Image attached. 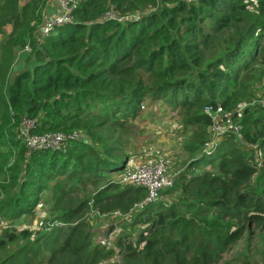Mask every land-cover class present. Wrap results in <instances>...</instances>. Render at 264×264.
Listing matches in <instances>:
<instances>
[{
	"label": "trees",
	"instance_id": "16d2710c",
	"mask_svg": "<svg viewBox=\"0 0 264 264\" xmlns=\"http://www.w3.org/2000/svg\"><path fill=\"white\" fill-rule=\"evenodd\" d=\"M49 1L0 0V183L12 178L0 184V264H230L240 241L235 264H264V0H76L37 38ZM27 44L29 68L10 79ZM151 105L190 131L188 157L171 200L136 209L147 192L121 182L138 153L124 137ZM206 107L239 133L215 136ZM24 118L65 134V148L29 150ZM39 205L42 224L19 222ZM91 210L131 214L114 247L95 242Z\"/></svg>",
	"mask_w": 264,
	"mask_h": 264
},
{
	"label": "rangeland",
	"instance_id": "374dc122",
	"mask_svg": "<svg viewBox=\"0 0 264 264\" xmlns=\"http://www.w3.org/2000/svg\"><path fill=\"white\" fill-rule=\"evenodd\" d=\"M61 10L59 6L58 0H50L47 5V10L45 12L44 19H47L51 15H54L56 13H59ZM42 24V23H41ZM40 27V26H39ZM35 36L37 38H41L40 36V30H36ZM3 40V36L0 38V42ZM26 46L30 45L27 44ZM25 46V47H26ZM26 54L24 51L19 52V55L14 60L11 71H10V79H12V76L14 72L23 71L27 68H29L30 62L26 59ZM0 116V120H1ZM2 123V120L0 121ZM3 123H6V121H3ZM8 126V124H5L4 126ZM59 132V131H54ZM85 138V135L82 133L77 134V136ZM190 135V131H186L182 129L179 119L177 118L176 114L174 112H171L169 110H165L163 108H159L155 105L147 106L145 107L143 113L141 116L137 117L136 121L134 122V127L132 128L131 132L127 134L124 139L126 140L127 149L131 150L133 148V151H136L138 153H135L137 156L141 155L139 151H147L149 153H153L155 155H160L158 157H162L165 154H168L171 157V164L168 168L169 174L172 175L177 170H180L181 168L184 169L186 161H187V155L183 149L184 144L186 143V140L188 136ZM212 140V139H211ZM216 140H212L211 142H208L206 144V147L209 148L210 145H212ZM255 149V147L253 148ZM2 150V148H1ZM255 153V152H253ZM131 154V153H130ZM162 154V155H161ZM4 155H7V153H4ZM147 156V155H145ZM0 162L3 163L4 161L2 158H0ZM7 162H5L6 164ZM4 164V165H5ZM11 166V163H7V167ZM210 167V166H209ZM128 169V164H127ZM6 180L1 181L3 184H11L12 178H8L10 176L9 173L5 174ZM122 176V175H121ZM119 176V178L121 177ZM0 183V184H1ZM92 188L88 187L87 191L92 192ZM1 192V189H0ZM83 195H79L78 198H81ZM1 198V193H0ZM172 196H165L161 195L160 200H171ZM48 214L47 207H44L42 205H39L36 208L35 215L29 218H26L19 222H24V224H28L31 221L36 225L42 224V219L46 217ZM129 216H123L118 217L114 216L113 213L108 216H101L91 210L89 212V219L90 223L92 224L94 233H95V242H100L99 244L104 245L106 247H114V238L116 234L118 233V230L121 228V224L123 221V218H129ZM131 218V217H130ZM19 222H16L14 225H17ZM10 224V221H8L6 218H2L0 215V225ZM22 224L17 226H21ZM24 226V225H23ZM244 242L240 241L238 245L233 247L226 257L229 260L230 264L238 263L240 257V251L244 250ZM116 256V255H115ZM115 256H110L108 260V264H111V261H118V259ZM259 264H262V261L259 260Z\"/></svg>",
	"mask_w": 264,
	"mask_h": 264
},
{
	"label": "built area",
	"instance_id": "2783aa9c",
	"mask_svg": "<svg viewBox=\"0 0 264 264\" xmlns=\"http://www.w3.org/2000/svg\"><path fill=\"white\" fill-rule=\"evenodd\" d=\"M61 8L59 13L48 17L40 29V36L45 37L51 34L57 26L67 23L72 19V10L76 8V0H58ZM23 51L29 52V46ZM264 106V94L259 100ZM214 123L212 132L215 136H220L225 132L238 134L241 126L230 116L226 115L221 108L212 109ZM36 121L32 118H24L18 128V136L23 140L29 150H62L65 148L67 136L61 132H35ZM77 135V134H75ZM171 164V157L168 154L157 158H139L132 156L128 162V170L121 178L123 184H130L142 187L147 195L144 202L136 204V209H141L144 204L154 202L160 198L162 193L173 186V177L169 174L168 168ZM114 216H121L120 212L113 213Z\"/></svg>",
	"mask_w": 264,
	"mask_h": 264
}]
</instances>
